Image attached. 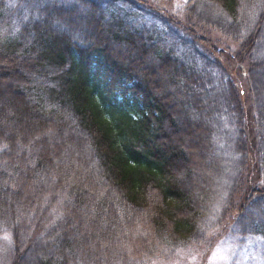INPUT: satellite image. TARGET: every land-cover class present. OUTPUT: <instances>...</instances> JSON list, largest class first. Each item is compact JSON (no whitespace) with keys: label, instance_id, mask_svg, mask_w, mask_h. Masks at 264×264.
Here are the masks:
<instances>
[{"label":"trees","instance_id":"obj_1","mask_svg":"<svg viewBox=\"0 0 264 264\" xmlns=\"http://www.w3.org/2000/svg\"><path fill=\"white\" fill-rule=\"evenodd\" d=\"M146 2L0 0L7 264H144L203 238L219 107L241 118L244 97L213 33L237 43L224 54L253 110L233 223L264 239V0Z\"/></svg>","mask_w":264,"mask_h":264},{"label":"rangeland","instance_id":"obj_2","mask_svg":"<svg viewBox=\"0 0 264 264\" xmlns=\"http://www.w3.org/2000/svg\"><path fill=\"white\" fill-rule=\"evenodd\" d=\"M187 1L147 0L146 3L149 6L146 7L171 12L183 6ZM213 35L212 43L215 47H212V52L215 55L212 54V56L220 57L222 72L227 78L226 82L230 81L238 90L243 91L244 97L240 101L241 118H235L228 103L225 108L220 105L217 132L220 139L218 149L223 151L222 163L214 179L215 185L212 187L209 202L211 205L204 218L203 238L178 248L167 257H156L144 264H264V239L256 235L239 234L233 223L235 206L246 189L245 178L250 172L249 157L243 155L241 146H238L239 134H242L244 149L247 148L249 137L247 131L251 127V115L253 114L250 97L247 96L246 87L243 85L246 67L242 65L239 72H235L224 53L226 50L229 52L235 50L237 43L219 33H213ZM261 53H263L262 50ZM219 99L224 102V95L219 96ZM224 109L226 112H223ZM0 239L2 244L0 245V264H7L11 243L10 234L4 232ZM25 241L28 243L29 239H24ZM113 263L118 262L113 260ZM91 264H94V261Z\"/></svg>","mask_w":264,"mask_h":264}]
</instances>
